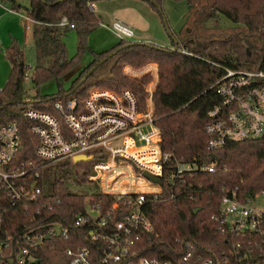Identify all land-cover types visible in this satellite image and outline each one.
<instances>
[{"label":"trees","instance_id":"obj_1","mask_svg":"<svg viewBox=\"0 0 264 264\" xmlns=\"http://www.w3.org/2000/svg\"><path fill=\"white\" fill-rule=\"evenodd\" d=\"M4 1L13 11L23 10L34 21L31 31L35 65L26 78L29 65L20 43L12 38L4 47L10 71L0 90V123L18 121L17 160L34 155L37 143L28 120L21 115L26 107L32 105L54 112L56 99L83 100L94 85L116 90L129 87L143 104L144 83L149 78H130L122 72V66L127 62L140 66L146 60L155 61L159 68V82L152 95L162 150L170 153L173 160L191 164H210L212 153L219 156L214 171H185L176 178L174 189L164 181L162 199L147 198L143 210L153 229L135 242L132 255L115 264H134L142 256L175 262L189 245L195 247L191 264H197L196 258L200 255L227 256L231 264H264L261 236L256 233L238 236L222 231L219 212L222 195L232 190L242 200L256 193L264 194V134L248 140L227 141L212 152L207 148L203 128L207 110L219 99L214 87L209 86L223 73L224 67L264 70V0H172L184 1L187 5L181 28L169 32L172 46L158 48V44L152 42L118 38L110 48L100 51L87 44L89 34L99 24L91 5L100 0H26L28 6L24 7L21 4L24 0ZM144 1L163 14L164 0ZM62 17L74 27L57 25ZM222 17L229 19L232 26H219ZM69 30L76 31L77 35V49L72 56L63 40ZM174 46L177 49L173 50ZM88 51L92 58L71 84L63 87L60 76L76 67ZM102 58L105 59L99 62ZM26 79L37 87L54 80L58 89L56 93L30 96L25 90ZM65 167L50 163L38 168L42 192L34 199L11 205L0 192L2 231L10 240L6 251L27 246L39 264H68L71 256L66 253L67 247L90 249L93 263L108 250L107 242L91 238L89 231L94 230V221L99 215L94 218L87 208L98 205L100 214L110 212L108 221L112 224L121 218L118 210L125 206L124 201H118L117 207L112 209L114 198L100 189L78 192L67 188L62 182L63 176L68 174L62 172ZM79 176L80 181H85L82 174ZM80 214L85 216V223L74 226ZM55 223L67 228L68 237L47 236L32 245L23 239L25 233L45 232ZM238 257L241 260L238 261Z\"/></svg>","mask_w":264,"mask_h":264},{"label":"built area","instance_id":"obj_2","mask_svg":"<svg viewBox=\"0 0 264 264\" xmlns=\"http://www.w3.org/2000/svg\"><path fill=\"white\" fill-rule=\"evenodd\" d=\"M22 18L34 23L26 14ZM57 25L74 27L66 17H62ZM99 25L111 29L119 39L143 41L133 27L121 20L114 19L109 25L99 21ZM154 74L157 77L156 70ZM28 75L27 70L25 78ZM153 86L146 88L144 104L129 87L116 90L94 85L83 100L56 99L54 112L29 105L21 115L28 120L29 130L37 137V143L34 155L28 154L20 160H17L20 146L18 121L13 119L0 123V192L6 195L11 205L34 199L42 192L38 168L50 163L87 165V170L77 175H85L88 182L97 181L101 192L112 195V209L120 200L125 203L118 210L121 218L112 224L108 221L110 212L100 214L98 205L87 208L90 215L96 213L94 218L99 215L94 221V230L89 231L90 236L107 242L108 250L93 263L90 249L67 247L66 253L71 256L68 264L121 263L133 254L132 246L141 235L152 231V223L143 205L147 198H163L164 181L174 189L176 178L185 171H214L215 160L210 164L178 162L162 150L160 130L155 125L153 112ZM212 87L219 99L207 110V121L203 127L208 150L213 152L227 141L248 140L264 134V70L224 67L223 73L209 86ZM141 105H144L143 112L139 109ZM78 154L87 158L75 161ZM31 171H34L32 176L29 175ZM2 211L0 208V264H39L27 246L6 251L10 240L3 235ZM219 212L222 231L228 230L238 236L256 233L264 242V194L256 193L254 197L242 200L232 190L222 195ZM84 223L85 216L77 215L74 226ZM68 235L65 226L55 223L45 232L29 231L23 239L32 245L47 236ZM236 245L239 246V242ZM194 249L189 245V249L175 262L142 256L134 264H191ZM196 262L231 264L227 256L213 258L200 255Z\"/></svg>","mask_w":264,"mask_h":264},{"label":"rangeland","instance_id":"obj_3","mask_svg":"<svg viewBox=\"0 0 264 264\" xmlns=\"http://www.w3.org/2000/svg\"><path fill=\"white\" fill-rule=\"evenodd\" d=\"M100 4L104 6V8H108L106 4L107 0H103L99 2ZM131 3H133V7H126L125 13L126 16L122 14V12H118L117 15H112L113 18H118V20H121L125 24L127 23L129 26L133 27L136 32L145 33L143 38L141 40L148 41V39L159 45L163 46H172L170 43V37L169 32L171 31H177L179 28H181L183 22H184V16L186 14L187 5L184 1H172V0H164L161 4V11L163 14H159L157 11H154L150 8L149 4L144 0H131ZM22 6H28V2L26 0L21 2ZM136 5H140L141 9H138ZM4 7V8H3ZM6 7V8H5ZM7 7H10L8 2H5L4 0H0V9L4 11L5 14H8L5 12L4 9H7ZM137 8V9H136ZM98 15V14H97ZM110 16L108 18H103L102 22L105 25H109L111 21L113 20ZM9 20V15H3L0 17V88L4 87L6 84V80L9 76L10 71V65L8 60L4 56V47L8 45V43L5 44L8 37V30L11 27L10 24L7 23ZM12 20V19H11ZM26 22V24H25ZM22 21V24L18 25L21 27V35H20V46L23 48L25 53V62L27 65H29L28 68V74L32 72V69L34 67L35 63V47H33L32 42V31L31 27L32 24H30L29 21ZM219 26H232V23L229 19H226L224 17L220 18L219 20ZM217 24V23H216ZM169 28V30H168ZM24 34V39H23ZM63 40L66 44L67 51L69 56H72L77 49L76 41H77V35L76 31L69 30L67 31L64 36ZM118 40V38L115 36V34L112 32L111 29H108V27H102L98 24L97 27L92 30V32L88 36L87 44L90 46L91 49H95L97 51L108 49L110 46H112L113 43H115ZM3 41V43L1 42ZM4 46H3V45ZM90 52H86L83 56L82 60L79 62V64L76 65V67L72 68L68 72L64 73L60 76V81L62 82L63 87H68L73 79L76 77V75L79 73L81 68H83L87 62L91 59ZM158 64L153 60H146L144 64L140 66L133 65L129 62L123 64L122 66V72L130 77V78H141L144 76H147L149 79L147 82L144 83V90L146 91L147 87H154L156 88L159 78H158ZM156 70L157 77L154 74ZM25 90H27V93L30 96H36V95H43V94H52L56 93L57 91V82L54 80H49L48 82H44L39 87L35 86L32 81L29 79H26L25 81ZM154 91V90H153ZM147 93V92H146ZM145 93V95H146ZM146 98V96H145ZM145 102V101H144ZM144 104V103H143ZM144 105L140 106V112H143L145 109H143ZM154 112V108H153ZM156 115V113L154 112ZM88 166L80 164L79 165H71L68 164L67 167L62 168V172H68L66 175L63 176L62 182L66 185L67 188L74 190V191H96V189H99V183L96 182H88V181H80L81 176H78L77 173H83L87 170ZM61 172V173H62ZM48 173V172H47ZM45 176V175H44ZM85 177V175H83ZM261 201V198H258V202ZM92 215H96L95 212L91 213Z\"/></svg>","mask_w":264,"mask_h":264},{"label":"crops","instance_id":"obj_4","mask_svg":"<svg viewBox=\"0 0 264 264\" xmlns=\"http://www.w3.org/2000/svg\"><path fill=\"white\" fill-rule=\"evenodd\" d=\"M100 1H103V0H100ZM100 1H95L91 5V8H93L94 13L98 14L97 16L99 18V21H102L103 18L109 19L110 16L112 17V15H117L118 12H122V14L124 16H126V13L124 12L126 7L127 6L133 7L134 6L133 3H131V0H107L106 4H108L107 5L108 8L106 9V8H104V6L98 5V4H100L99 3ZM136 6L138 9H141L140 5L139 6L136 5ZM4 10L8 14H5L4 11L2 9H0V17L3 15H6V16L9 15V20L7 21V23L10 24L12 27L8 30L9 34H8L7 41L5 42V44L8 43V41H10L12 38H15L20 43L19 39H20V35H21L22 31H21V27H19L18 25L22 24V21H23L22 16L25 14V12L23 10L13 11L10 7H7V9H4ZM112 19L114 20V19H118V18L112 17ZM19 22H20V24H19ZM24 22H25V20H24ZM25 24H26V22H25ZM137 33L142 38L145 34L144 32L143 33L137 32ZM23 39H24V34H23ZM148 41L151 42L149 39H148ZM1 42L3 43V41H1Z\"/></svg>","mask_w":264,"mask_h":264},{"label":"water","instance_id":"obj_5","mask_svg":"<svg viewBox=\"0 0 264 264\" xmlns=\"http://www.w3.org/2000/svg\"><path fill=\"white\" fill-rule=\"evenodd\" d=\"M160 9V8H159ZM168 30H169V28H168ZM146 43H150L149 41H146ZM156 47H158V48H160L161 47V45L159 46H157L156 45ZM173 50H175V49H177V46H174L173 48H172ZM111 54V52L108 54V55H110ZM103 59H105V58H102L99 62H101ZM85 78V76L84 77H82V79H84ZM26 101H30L29 99H27ZM87 158V156L85 157L84 155H79L78 154V156H75L74 157V160L75 161H79L80 159H86ZM218 159H219V156L214 152V153H212L211 155H210V160L211 161H218ZM153 180H157L156 178H152ZM197 211V209H194V212H196Z\"/></svg>","mask_w":264,"mask_h":264}]
</instances>
